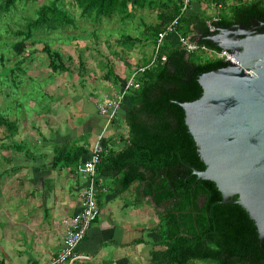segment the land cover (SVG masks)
<instances>
[{"label": "trees", "instance_id": "obj_1", "mask_svg": "<svg viewBox=\"0 0 264 264\" xmlns=\"http://www.w3.org/2000/svg\"><path fill=\"white\" fill-rule=\"evenodd\" d=\"M31 0H1L0 12L9 13L19 2ZM143 0H73L84 16L95 23L119 14L122 20L131 17L133 8L142 6ZM231 0H212L217 8H226ZM232 6V17H220L212 24L217 28H230L236 23L251 24L255 19L264 21V2ZM183 0L163 5L161 23L149 28L154 37L179 19L177 31L184 36L199 32L211 34L207 18L182 14ZM74 23L63 7V0L43 5L37 19H28L26 26L16 32L25 40L16 44L15 51L22 53L26 41L42 29L51 30ZM199 36V35H198ZM196 38V37H195ZM202 44L215 47L205 38ZM53 61L60 60L50 47H45ZM167 62H159L140 80V88L131 93L134 103L125 112L129 138L121 151L104 153L98 174L111 179L118 195L128 192L139 183L142 194L156 208L162 209L160 223L155 229L159 239L151 253L149 264H191L194 261H213L215 264H264V240L249 213L237 201L224 203L223 195L215 183L198 180L192 169L204 171L199 148L186 124V113L178 103L193 102L203 95L200 77L208 72L225 68L222 60L194 62L180 46H164ZM62 68L66 69L64 66ZM125 106V105H124ZM124 108V107H123ZM0 128L10 132L18 130V123L0 117ZM54 167L77 163L88 151L84 148L58 147ZM1 177V174H0ZM194 185L199 189H194ZM201 196L206 202L201 204Z\"/></svg>", "mask_w": 264, "mask_h": 264}, {"label": "rangeland", "instance_id": "obj_2", "mask_svg": "<svg viewBox=\"0 0 264 264\" xmlns=\"http://www.w3.org/2000/svg\"><path fill=\"white\" fill-rule=\"evenodd\" d=\"M54 1H19L9 13L0 12V117L16 121L19 125L15 132L0 128V169L3 171L9 159L35 152L44 141L55 139L59 126L72 129V121L78 118L85 101L99 107L105 99L111 98L118 85V75L122 71H132L148 60V52L155 50L156 38L151 31H147V26L154 27L160 23L157 15L145 12L132 20H122L116 16L95 23L72 4L73 0H63L64 10L74 19V23L51 30L42 29L26 41L25 51H15L16 44L25 40L15 33L26 26L28 19H37L43 5H52ZM190 1L186 15L193 8V0ZM232 6L234 3L230 2L226 8L214 12L217 8L214 5V9L198 10V15L207 19L232 17ZM184 32H178L176 36ZM166 45L172 47L168 40ZM45 47H50L60 60L53 61L44 51ZM191 55V59L197 63L214 59L202 52ZM118 127L125 129L120 124ZM125 133L119 137L124 139L128 135ZM11 183L7 180L4 184ZM123 197L119 211L121 216L115 217L113 210L106 213L107 217L112 216L117 220L124 217L132 222L134 219L137 226L133 227L136 232L131 233L133 238L130 242L121 246L123 257L118 260L116 253L109 257L97 253L81 256L73 264H113L114 261L117 264H147L151 251L157 247L159 235L155 229L163 210L156 208L150 199L142 195L139 185ZM1 219L0 216V223ZM1 231L0 226V264H30L32 259L29 256L11 258L15 245L8 242ZM38 262L47 264L48 260L40 258ZM191 264L215 262L197 260Z\"/></svg>", "mask_w": 264, "mask_h": 264}, {"label": "crops", "instance_id": "obj_3", "mask_svg": "<svg viewBox=\"0 0 264 264\" xmlns=\"http://www.w3.org/2000/svg\"><path fill=\"white\" fill-rule=\"evenodd\" d=\"M170 1L177 0H143L140 7L133 8L130 5L129 12L132 15L128 19L138 18L145 12H150L160 18V14L164 11L163 5ZM253 1L261 0H242L244 4ZM262 1L264 2V0ZM230 2L238 4L237 0H231ZM75 6L77 9L79 8L76 4ZM214 8L212 0H193V8L186 16L197 15L198 10ZM218 9L215 8L214 12ZM116 16L121 18L119 14L113 15L112 18ZM103 19L111 18L104 17ZM144 25L146 26V23ZM149 28L151 26L148 25L147 31H150ZM176 35L178 34H172L168 37V42L172 47L179 46V36ZM190 37L197 40L198 32H194ZM153 52H148V60L138 64L134 69L148 64L153 57ZM132 71H122L118 75V85L112 97L123 90ZM133 103V96H128L119 115L120 122L109 125L108 121L99 114L98 107L92 105L89 101H85L80 108L78 118L72 121V129H68L69 127L62 129L59 126L55 131V139L44 141L40 144L42 147L39 146L37 150L34 149L36 153L33 151L34 153L29 152L9 159V164L4 171L0 169V216L3 218L1 219L2 223H0L1 233L5 234L7 236L6 240L12 242L15 245L14 248L19 250L15 251L13 248L11 258H22L20 256L25 255L32 259L30 264H39L40 258L49 261L52 255L62 248L72 220L81 208L79 192L84 183L76 173V168L89 158L91 149L97 142L103 145L105 153L124 149L129 138L128 127L125 123V112ZM119 124L121 127L125 126V129L118 127ZM124 132L128 135L124 139L120 138V134ZM58 147L84 148L88 151V154H84L77 163H67L64 166L54 167L55 150ZM7 180L12 182L11 185L4 184ZM97 181L99 185L97 198L101 215L81 244L79 256L100 253V256L109 257L114 256V253H116L115 257L120 260L124 255L121 246L128 244L133 238L131 233L136 232V229H133L136 226L134 225L135 221L134 219L132 222L128 221L124 217L117 220L112 216L107 217L106 213L113 210L115 217L121 216L119 211L122 209V203L124 202L122 201L123 196L131 191L134 186H138L139 183H135L125 194L118 195L111 179L98 174ZM150 260L151 256L147 264ZM113 264H117V262L114 261Z\"/></svg>", "mask_w": 264, "mask_h": 264}, {"label": "water", "instance_id": "obj_4", "mask_svg": "<svg viewBox=\"0 0 264 264\" xmlns=\"http://www.w3.org/2000/svg\"><path fill=\"white\" fill-rule=\"evenodd\" d=\"M217 30V28H216ZM215 30V32H216ZM198 32L220 52L228 51V66L203 74V95L193 102H178L204 171L192 169L199 179L216 184L224 203H238L255 221L264 240V21ZM197 43H201L198 38ZM206 45V44H205Z\"/></svg>", "mask_w": 264, "mask_h": 264}, {"label": "built area", "instance_id": "obj_5", "mask_svg": "<svg viewBox=\"0 0 264 264\" xmlns=\"http://www.w3.org/2000/svg\"><path fill=\"white\" fill-rule=\"evenodd\" d=\"M183 2L185 5L183 4L184 8H182V14H186L191 1L183 0ZM178 20L177 18L174 22L170 23L164 31L159 33L151 61L146 65L134 69L123 90L114 97L107 98L99 104V114L108 121L109 125L119 121V115L125 105L127 97L130 96L133 91L140 88V80L145 73L155 67L159 62H161V64L167 62V55L163 54V49L168 37L178 33ZM213 21H218V19L213 18L208 22L210 32H215L216 30V27L212 24ZM179 46L188 54L202 52L215 60L225 61L230 59L239 65L228 51L220 52L205 44L197 43L196 40H193L191 37L179 35ZM104 153L105 148L100 142H97L91 149L89 158L77 166L76 173L81 177L84 183L83 188L79 192L81 208L72 220L71 227L65 236L62 248L56 254L52 255L47 264H73L79 259V248L85 241L92 226L101 215V209L97 198L99 192L97 175L99 165L103 161Z\"/></svg>", "mask_w": 264, "mask_h": 264}, {"label": "flooded vegetation", "instance_id": "obj_6", "mask_svg": "<svg viewBox=\"0 0 264 264\" xmlns=\"http://www.w3.org/2000/svg\"><path fill=\"white\" fill-rule=\"evenodd\" d=\"M236 25H244V23H236L235 25H233L232 27H230V28H233L234 26H236ZM230 28H227V29H230ZM227 29H225V28H221L217 33H221V31L222 30H227ZM199 40V39H198ZM198 180H200L199 178L197 179V181ZM194 189H199V190H201L200 188H198V186H196V185H194ZM206 202V198L205 197H203V196H201V198H200V203L201 204H203V203H205ZM233 202V201H232ZM161 210V209H160Z\"/></svg>", "mask_w": 264, "mask_h": 264}]
</instances>
